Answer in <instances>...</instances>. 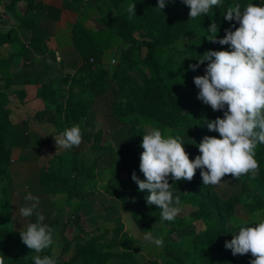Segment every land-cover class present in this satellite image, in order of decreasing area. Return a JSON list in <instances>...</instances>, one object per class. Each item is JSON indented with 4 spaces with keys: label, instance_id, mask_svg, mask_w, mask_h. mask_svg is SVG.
Listing matches in <instances>:
<instances>
[{
    "label": "rangeland",
    "instance_id": "374dc122",
    "mask_svg": "<svg viewBox=\"0 0 264 264\" xmlns=\"http://www.w3.org/2000/svg\"><path fill=\"white\" fill-rule=\"evenodd\" d=\"M35 1L41 3L40 0ZM45 1L48 4L47 15H32L38 22L46 23L48 33L53 35L58 42V47L54 45V42H50V44L45 42L46 61L50 60L49 54H54L52 50H56L58 54L62 53L64 56L59 74L63 79H67V82L61 83L60 88L54 86L58 90V103L62 105L63 109L67 99L77 105L79 104L77 102L84 101L81 103L87 106L78 109L79 112L84 113L82 116L84 117L96 94L103 91L104 93L107 92L108 103L123 102V96L116 92L117 84L112 76L115 68L122 61L130 63L125 71L127 76L124 81L125 85H142L144 75H149L147 69L140 64L145 50H139L135 47L130 49V46L121 37L116 36L114 31L101 27L99 23L102 19H109L117 14L127 19L135 18L136 15L141 17L142 15H138L136 9H144L145 6L157 9V0ZM224 1L221 0L219 5H222ZM132 3H135V16H130L127 11L128 5ZM2 5L6 6V0H0V6ZM225 5L227 8L233 6L228 2ZM259 5L264 6V0H260ZM17 7L19 9V6ZM25 8L23 6V9ZM189 11L188 8L182 25L173 26L165 34L160 44L162 57L169 63L177 78L181 76L184 70H187L191 75H197V77L205 74L201 66L196 71L189 69V65H192L201 43L209 40V33L197 26L196 22L189 17ZM0 15V34L10 30L16 36L18 35L22 41H29L30 29H20L18 27L19 21L7 11L4 14L0 13ZM28 16L30 17V13ZM85 25L89 27L87 29H89L93 44L97 49L102 50L103 55L97 64L90 60V63L93 64L92 70L80 72L77 69L81 60L71 46L70 39L77 36L80 49L85 50L84 38L86 37L81 34ZM217 25L218 34L219 31L224 30L225 25L223 23ZM148 31L149 24L146 19H143L142 33H134V37L141 40ZM22 50L23 47L16 45L9 50H4L3 54L6 56L10 52L17 53ZM26 61L30 63V56L27 59L18 58L12 73L7 71L0 74V101L9 110L11 122L5 137L6 147L10 149L11 155L6 176L0 178V201L2 203L0 207L1 212L5 214V218L1 219L3 228L23 233L28 223L36 221L35 214L25 218L20 213L22 207L33 203V201L25 200V196L30 193L39 199L35 211L45 217L43 223L51 224L54 227L52 250L58 259L67 260L74 254L76 246L94 240L98 242V246L102 247L101 252L104 253L124 254L126 251H130L138 264H150L152 262L156 264H182L183 262L190 264L193 251L192 239L205 230V225L190 216L197 209V206L185 202L186 188L182 184L189 181L183 179L178 181L180 183L178 195L181 200V212L171 222L161 221V210L155 205L146 203V197L149 193L138 191V186L131 179L133 172L140 180L144 178L139 169L143 148L133 146L128 137L124 141L123 133L118 131L120 135L116 134L118 127L111 123V119L104 124V130L98 129L100 131L99 139H96L98 131L92 134L91 139H88L90 140L89 144L84 142L79 146H73L71 149H64L56 144V141L60 139V133L74 125H80L83 135L81 119L75 120V116L70 115L67 119L62 118L57 127L42 125L33 120L30 113L35 114L36 111L45 109L53 111L56 104L49 92L30 87L32 81L30 80V70H26ZM37 61L41 62L39 59ZM64 63H67L66 67ZM5 75L10 78H6ZM9 79L11 82L13 81L14 85L4 87ZM124 87V93L128 94L129 91L126 86ZM20 91H25V97L21 98L17 95ZM69 91L72 93L69 94ZM39 96L42 104H39L38 107L30 106V102ZM204 106L211 109L209 105L204 104ZM211 111L213 116L209 121L216 119L217 111L212 109ZM223 115L224 113L219 118H223ZM121 123H119L121 130L122 127L125 129L126 136L130 125H136L146 133L151 131L153 127H158L161 130L169 129L138 113L122 117ZM171 130L173 136H182L184 148L188 155H192L193 158L200 155L197 146L205 136H208L209 130L207 128L192 131L186 126L180 125ZM114 134L119 136L116 138ZM217 138H219V134H217ZM122 145L129 146L133 154L121 153L119 148ZM49 167L61 168V176L68 179L67 186L51 184L41 187L38 184L40 172ZM116 179L119 182H126L127 189L131 191V195L127 194V197L141 201V210L127 211H129L132 219L133 216L137 218V221L134 219L133 221L144 230L145 234L139 236L137 228L134 231L129 229L128 234L135 235V239H137L130 247L123 244L127 232L122 230L120 217L115 213L116 208L120 211V204L118 205L115 198L109 195V192L117 184ZM192 180L203 182L200 169L196 170ZM210 187L214 190L215 195L221 199H226L232 195H237L240 198V202L235 206L234 214L228 220L231 226H254L249 224L253 213L264 214V187L257 178L251 176L247 180H234L224 176L221 183L210 185ZM147 231H151L154 236L162 237L163 246H157L153 241L145 239ZM64 239L69 245L67 253H62ZM37 255L39 253L26 246L27 260H33ZM105 264H122V262L120 259H111Z\"/></svg>",
    "mask_w": 264,
    "mask_h": 264
},
{
    "label": "trees",
    "instance_id": "16d2710c",
    "mask_svg": "<svg viewBox=\"0 0 264 264\" xmlns=\"http://www.w3.org/2000/svg\"><path fill=\"white\" fill-rule=\"evenodd\" d=\"M224 2H228L233 6L237 3L240 4L241 11H243L244 7L249 3L255 5L260 4V0H225ZM224 2L222 5L213 6L207 16L202 15L193 19L200 29L206 31L211 23H223L225 28L219 31L220 34H216L217 41L224 37L226 29L235 31L240 26L236 21H226L224 19L228 9ZM20 3H23L24 7H26L22 13L18 12L17 7ZM42 10V3L36 2L35 0H6L5 11L16 17L19 21L18 27L20 29L28 30L36 26V21L28 15L32 12L41 13ZM187 10L188 7L183 0H165V7L160 10L158 8L151 9L148 6H145L144 9H136L138 15H142L141 17H137L136 15L135 18L127 19L117 14L114 17L102 19L100 21L99 25L101 27L114 31L116 36L121 37L123 41L130 46V49L135 47L139 50H145L144 57L140 60V64L147 69L149 75H144L141 86L138 84L132 86L125 85L124 81L127 77L125 71L130 65L127 61H122L115 68V72L112 75L117 84L116 92L123 96V102H114L111 108V115L116 120L120 121V124H122V117L138 113L169 129H176L180 125H184L192 131L199 128H207L206 121H209L213 114L209 107H205L204 104L196 98L199 90L194 85L193 80L197 75H191L187 70H184L181 76L177 78L171 70L169 63L163 59L160 51V44L165 34L173 26L182 25L181 23L186 18L185 14ZM143 19H146V22L149 24V31L141 40H138L134 37V33H142ZM88 30L89 29L86 27H83L81 33L86 37H83L86 42V47L83 51L79 47L77 36L73 37V39L71 38L74 50L81 60L77 69L80 72L92 70L93 64L90 63V60L95 61L97 64L98 61H101L103 55L102 50L97 49L93 44ZM208 35L210 36L212 34L209 33ZM16 45L23 47V50L17 53L10 52L6 56L3 54L4 50H9V48ZM30 48L47 53L44 49L45 41L41 38L31 36L29 41L26 42L22 41L18 35L16 36V34L10 30L4 34H0V74H4V72L7 71L10 73L11 67L18 58L26 59V55ZM220 50H230V46L220 45L218 42L212 43L209 40H205L199 46L192 64H196L200 59L199 56H202L205 52ZM49 55L52 56L53 54ZM200 66L205 69L207 62ZM5 76L6 78H10L7 75ZM9 80L6 81L4 87H11L14 85L12 83L13 81L11 82V80ZM66 82L67 79L62 78V83ZM124 86H126L129 91L128 94L124 93ZM39 90L49 92L56 107L53 111L45 109L36 112L33 117L34 121L57 127L62 118L67 119L70 115L75 116V120L83 118L82 116L84 113L82 114L78 109L86 105L81 103L84 101L77 102L79 103L77 105L70 99H67L65 108L63 109L62 105H60L57 100L58 90H56L53 85H42ZM71 93L72 92L69 91V94ZM102 94H104V91L96 94L95 98ZM17 95L23 98L25 97V91H20ZM38 98H40V96ZM41 98L43 99L42 95ZM92 103L90 104V108ZM90 108L87 112H89ZM225 111H227V106H225L223 111H217L215 117L219 118ZM9 114V110L4 106L3 102L0 101V178L6 176L11 155L10 149L7 148L5 144L6 134L11 126ZM97 133L96 139H99L100 131ZM145 134L147 133L139 129L136 125H130L127 130L128 140L136 148H142V137ZM217 134V132L208 131L209 137L217 138ZM119 151L121 153L133 154L132 150H130V147L127 145H122ZM188 156L190 160L193 158L192 155ZM255 159L259 165L258 173L255 178H257L264 187V144L257 145ZM226 177L234 180H247L251 175L245 174L238 178H233L228 174ZM143 180H145V178L141 179V181ZM116 181L117 184L114 186V189L109 192V195L115 198L118 205L120 204V209L141 210V201L127 197V194L131 195V191L127 189L128 186L126 182H119L118 179H116ZM38 182L41 187L51 184L67 186L68 179L61 176L60 167H49L40 172ZM169 182L173 186L174 195H178L180 183L175 180L172 181L171 177H169ZM182 185L186 188L185 202L197 206V209L190 214L191 218H196V220L205 225V230L195 235L192 239L193 251L190 264H250V261L255 259L251 253L233 255L230 249L225 248V243L230 242L234 235H238L239 227L243 226H231L228 222L229 218L234 214L235 206L240 202V198L237 195H232L226 199H221L215 195L210 185H203V182L201 183L198 180H191ZM146 191L147 190H144L143 192ZM1 204L0 201V205ZM1 211L0 207V254L6 258L5 264H34V260L26 259V245L22 242L20 237L22 232L9 231L3 228L1 219L5 218V214ZM133 219L137 221L135 216H133ZM48 226L54 229L53 225L50 224ZM135 242L134 239H128L126 235V240L123 241V244L126 247H130ZM68 250V242L64 239L62 253H67ZM101 250L102 247L98 246L97 241L90 240L82 245L76 246L74 248V254L67 260L58 259L52 250V246L39 253V255L41 257L44 255H55L57 264H105L111 259H120L122 264H138L130 251H126L124 254H117L104 253L103 251L101 252ZM150 264L156 263L152 262ZM182 264H184V262Z\"/></svg>",
    "mask_w": 264,
    "mask_h": 264
},
{
    "label": "clouds",
    "instance_id": "9594fccd",
    "mask_svg": "<svg viewBox=\"0 0 264 264\" xmlns=\"http://www.w3.org/2000/svg\"><path fill=\"white\" fill-rule=\"evenodd\" d=\"M183 2L190 9L189 17L195 19L207 16L221 0ZM157 5L159 10L163 9L165 0H157ZM127 11L135 16V3L129 4ZM224 19L236 21L240 26L235 31L226 29L218 41L216 23H211L207 32L212 34L210 42L229 45L230 50L207 51L196 64L189 65L191 71H196L207 62L205 74L193 80L199 89L196 98L213 111H223L227 106L223 118L206 121L207 129L217 132L219 138L205 136L197 146L200 155L190 160L182 136H173L171 129L153 127L142 137L139 169L145 180L141 181L135 172L131 179L138 191L147 190L146 203L161 210V221H173L182 210L180 196L174 195L169 177L172 181H191L200 169L203 185H217L228 174L238 178L245 174L255 177L258 173L256 148L264 144V6L249 3L241 11L237 3L227 9ZM81 142L82 130L77 124L61 132L56 144L71 149ZM25 200L33 203L22 207L21 215L27 218L35 214L36 221L28 223L20 237L29 249L41 253L54 244V229L44 224L45 217L35 211L38 197L29 193ZM249 224L254 226H240L238 235L226 242L225 248L233 255L251 253L255 259L250 264H264V214L253 213ZM145 239L163 246V238L151 231L146 232ZM33 260L34 264H57L55 255H37ZM5 261L0 254V264Z\"/></svg>",
    "mask_w": 264,
    "mask_h": 264
},
{
    "label": "crops",
    "instance_id": "0c3cea01",
    "mask_svg": "<svg viewBox=\"0 0 264 264\" xmlns=\"http://www.w3.org/2000/svg\"><path fill=\"white\" fill-rule=\"evenodd\" d=\"M40 1L43 5L42 12L41 13H35V12L30 13V17L36 21V26H34L33 28L30 29V36L41 38L42 40H44L45 42H48L49 44H50V42H54V45H56L58 47V42H56L54 36L50 35L48 33V27L45 25L46 23L45 22H42V23L38 22V20L36 18H34V16L32 15V14L47 15L48 4L46 3L45 0H40ZM18 6H19L18 12L22 13L24 11L23 3H20ZM5 12H6L5 6H3V5L0 6V13L4 14ZM85 27L89 28L87 25H85ZM71 46L73 47L72 41H71ZM58 49L60 51V48H58ZM52 51L54 52V54L52 53L53 55L49 56L50 60L46 61V57H45V56H47L46 53L41 52L39 50L32 49V48H30L28 50V53L26 55V59L29 58V56H30V63L28 61H26L25 64L27 65L26 70L27 71L30 70V80L32 81V84L30 85V87L40 89L42 85L51 84L55 87L60 88V85L62 83V76H61V74H59L60 73L59 71H60V67L62 66L64 56H62L63 55L62 53L58 54L56 50H52ZM77 56H78V54H77ZM38 59L41 60L40 63L37 61ZM79 59H80V57H79ZM15 64H16V62H15ZM15 64L11 67L10 73H12V70L14 69V67H16ZM64 65L66 67L67 63H64ZM106 94H107V92L98 96L97 98H95L92 105H91L89 112H87L86 116L81 118L80 124L83 128V135H82L81 144L84 142H85V144H89L90 140H88V139H91L92 134L96 131H99L98 129L104 130V124L109 119H111V123L113 125H116L118 127L116 129L115 133L116 134L118 133L119 135H120L119 132L123 133L122 138L124 139V141H126V139H127L126 131L123 127L121 130V126L119 124L120 122L118 123L117 122L118 120L116 121V119L114 117H112V115H111V108H112L111 105L112 104L107 102ZM39 104H42V103H41V99H39L38 97L34 101L30 102V106L32 105L34 107L35 106L38 107ZM36 112H38V111H36ZM36 112H35V114H36ZM35 114L30 113V116L33 118L35 116ZM112 120L114 123L112 122ZM42 125H45V124H42ZM46 126H53V125H46ZM41 127H44V126H41ZM119 135L114 134V137L117 138ZM125 144H127V143H125ZM38 181H39V176H38ZM38 184H39V182H38ZM115 213L117 214V216L120 217V221L122 224V230L124 232H127V236H129L130 238H132L134 240H137V239H135L136 238L135 235L131 236L130 234H128L129 229L134 231L135 228H137V234L139 236H141L142 234H145L144 230H142L140 227H138L134 223L133 219L130 217L129 211L122 210V209H120V211H119L116 208Z\"/></svg>",
    "mask_w": 264,
    "mask_h": 264
}]
</instances>
